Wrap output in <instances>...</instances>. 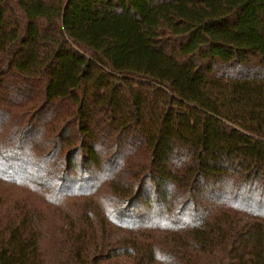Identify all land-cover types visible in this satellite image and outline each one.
<instances>
[{"label": "trees", "instance_id": "1", "mask_svg": "<svg viewBox=\"0 0 264 264\" xmlns=\"http://www.w3.org/2000/svg\"><path fill=\"white\" fill-rule=\"evenodd\" d=\"M0 264H264V0H0Z\"/></svg>", "mask_w": 264, "mask_h": 264}]
</instances>
